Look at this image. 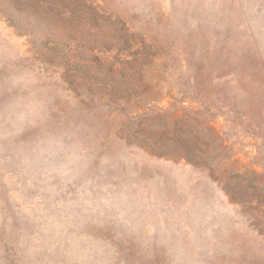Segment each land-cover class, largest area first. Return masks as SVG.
Masks as SVG:
<instances>
[{
    "label": "rangeland",
    "instance_id": "obj_1",
    "mask_svg": "<svg viewBox=\"0 0 264 264\" xmlns=\"http://www.w3.org/2000/svg\"><path fill=\"white\" fill-rule=\"evenodd\" d=\"M0 264H264V0H0Z\"/></svg>",
    "mask_w": 264,
    "mask_h": 264
}]
</instances>
